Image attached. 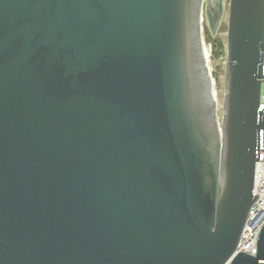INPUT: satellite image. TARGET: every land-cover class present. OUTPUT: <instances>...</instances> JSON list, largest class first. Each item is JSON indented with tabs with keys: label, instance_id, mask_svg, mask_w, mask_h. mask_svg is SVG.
I'll use <instances>...</instances> for the list:
<instances>
[{
	"label": "water",
	"instance_id": "95a60500",
	"mask_svg": "<svg viewBox=\"0 0 264 264\" xmlns=\"http://www.w3.org/2000/svg\"><path fill=\"white\" fill-rule=\"evenodd\" d=\"M222 11L0 0V264H264V225L233 256L264 149V0H230L219 117L203 30Z\"/></svg>",
	"mask_w": 264,
	"mask_h": 264
},
{
	"label": "built area",
	"instance_id": "2783aa9c",
	"mask_svg": "<svg viewBox=\"0 0 264 264\" xmlns=\"http://www.w3.org/2000/svg\"><path fill=\"white\" fill-rule=\"evenodd\" d=\"M263 108L264 92L262 91L259 110H263ZM254 194H258V197L249 211L247 222L233 256L237 251H242L249 255L257 253V238L264 225V149H260L259 160L256 162Z\"/></svg>",
	"mask_w": 264,
	"mask_h": 264
},
{
	"label": "rangeland",
	"instance_id": "374dc122",
	"mask_svg": "<svg viewBox=\"0 0 264 264\" xmlns=\"http://www.w3.org/2000/svg\"><path fill=\"white\" fill-rule=\"evenodd\" d=\"M222 6L223 11L215 34H213L212 29L208 26L206 17L204 18L203 30L205 46L209 50V61L213 73L214 86L218 93L216 100L219 117H221L225 90L226 52L225 54H216L215 40L220 39L225 44L227 43L230 0H222ZM262 91L264 92V84L262 85Z\"/></svg>",
	"mask_w": 264,
	"mask_h": 264
},
{
	"label": "trees",
	"instance_id": "16d2710c",
	"mask_svg": "<svg viewBox=\"0 0 264 264\" xmlns=\"http://www.w3.org/2000/svg\"><path fill=\"white\" fill-rule=\"evenodd\" d=\"M216 54H225L226 52V44L222 42L220 39L215 40Z\"/></svg>",
	"mask_w": 264,
	"mask_h": 264
},
{
	"label": "bare ground",
	"instance_id": "6f19581e",
	"mask_svg": "<svg viewBox=\"0 0 264 264\" xmlns=\"http://www.w3.org/2000/svg\"><path fill=\"white\" fill-rule=\"evenodd\" d=\"M205 48H206V51H207V54H208V57H209V50L207 49V47L205 46ZM215 87V86H214ZM215 95H216V97H218L217 95H218V93H217V91H216V88H215ZM218 99V98H217Z\"/></svg>",
	"mask_w": 264,
	"mask_h": 264
},
{
	"label": "flooded vegetation",
	"instance_id": "af4514ba",
	"mask_svg": "<svg viewBox=\"0 0 264 264\" xmlns=\"http://www.w3.org/2000/svg\"><path fill=\"white\" fill-rule=\"evenodd\" d=\"M210 12H212V11H210ZM207 23H208V21H207ZM208 26H209L212 30H214V27L210 26L209 24H208Z\"/></svg>",
	"mask_w": 264,
	"mask_h": 264
}]
</instances>
